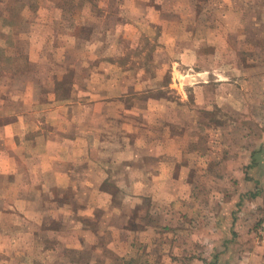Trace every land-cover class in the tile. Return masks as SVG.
I'll return each instance as SVG.
<instances>
[{
  "label": "rangeland",
  "instance_id": "rangeland-1",
  "mask_svg": "<svg viewBox=\"0 0 264 264\" xmlns=\"http://www.w3.org/2000/svg\"><path fill=\"white\" fill-rule=\"evenodd\" d=\"M224 1L0 0V38L6 40L0 46L1 95L25 94L36 74L39 89L47 79L56 87V100L76 99L90 91L91 83L94 89H112V73L92 75L101 61L117 63L113 75L120 71L144 78L136 87L143 94L135 96L144 100L130 105L135 113L129 119L144 132L158 135L163 129L167 151L180 149L183 159L195 163L188 177L199 196L216 195V203L204 208L209 213L226 209L223 200L217 201L224 190L236 198L227 230L222 223L215 229L210 223L198 227L209 239L198 235L182 256L175 250L176 220L149 199L137 207L133 223L160 228L167 250L160 257L157 251L118 256L108 244L112 235L105 222L112 221L107 220L98 229L100 236L87 237L82 251L64 250L65 240L56 235H40L39 245L34 236L17 235V247L22 243L23 249L17 248L13 259L1 255L0 264L7 259L9 264H180L177 259L182 264H264V0ZM30 51L43 52L45 61L30 64ZM99 95L93 91L87 97ZM7 108L31 112L21 102ZM247 178L261 185L242 189ZM113 190L121 196V189ZM240 192L247 199L242 215ZM5 217L4 226L16 225L13 216ZM43 245L48 250L42 251Z\"/></svg>",
  "mask_w": 264,
  "mask_h": 264
},
{
  "label": "crops",
  "instance_id": "crops-1",
  "mask_svg": "<svg viewBox=\"0 0 264 264\" xmlns=\"http://www.w3.org/2000/svg\"><path fill=\"white\" fill-rule=\"evenodd\" d=\"M11 28L14 31L17 25ZM5 44L6 40L0 38V46ZM8 44L16 47V42ZM29 55L30 64L46 59L43 52L36 55L30 51ZM115 69L119 70L117 63L101 61L92 75L108 77L112 73L111 81H116L112 89H94L96 85L91 83L90 91L85 90L82 97L66 101L56 100V87L48 79L39 89L36 74L32 78L35 84H28L25 94L21 90V95L5 98L0 89V256L12 257L17 251V235L34 236L37 245L40 235H56L65 240L64 250L73 246L82 251L88 244L87 237L100 236L98 229L106 223L112 235L109 247L118 256L128 259L157 251L160 257L167 252L161 245L160 228L146 222L142 227L133 223L138 218L135 210L146 206L149 199L164 207L161 214L176 220L175 250L180 256L193 246L198 235H204V241L209 239L198 227L206 229L210 223L215 229L222 223L223 231L227 230L235 196L226 195L224 190L217 201L223 200L226 209L212 208L209 213L204 208L205 204L216 203V195L199 196L188 177L195 163L191 164L188 157L183 159L180 149L167 151L163 129L158 135L149 129L144 132L128 117L135 113L130 105L144 100L135 99L143 94L136 88H141L143 75L130 78L119 71L114 76ZM93 91L100 95L88 98ZM13 102L29 104L31 112L8 110L7 104ZM249 179L242 189L261 185L257 179ZM59 189L64 192L61 197L56 195ZM113 189H121V196ZM237 200L243 203L238 207L242 215L246 195L240 192ZM7 215L17 219L15 226L2 224ZM19 220L25 221L21 224ZM107 220L112 222L104 223ZM22 249L21 243L18 250ZM41 250H48L47 245ZM5 261L9 264L11 260ZM177 261L182 264L181 259Z\"/></svg>",
  "mask_w": 264,
  "mask_h": 264
}]
</instances>
